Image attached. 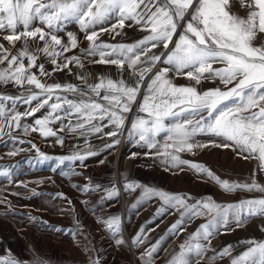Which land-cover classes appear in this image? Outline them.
<instances>
[{
    "label": "snow or ice",
    "instance_id": "snow-or-ice-1",
    "mask_svg": "<svg viewBox=\"0 0 264 264\" xmlns=\"http://www.w3.org/2000/svg\"><path fill=\"white\" fill-rule=\"evenodd\" d=\"M239 6L249 9L246 15L233 10L232 0H0V36L10 45L5 47L0 43V86L23 89L19 95L0 92V136L7 135L14 143L21 144L25 141L14 137L13 130L22 129L24 135L39 132L44 137L56 136L50 125L60 121L59 131L67 128L87 136L109 128L104 135L118 137L123 135L129 119L126 114L133 112L136 105L127 139L134 146L156 149L155 156L166 170L183 171L182 166H187L225 193L261 194L226 204L211 197L189 203L192 198L186 194L144 186L124 177L125 191L141 190L132 208L143 200L158 198L162 204L155 214L157 217L167 209L179 213V219L165 236H176L184 230L182 226L197 218L205 219L179 245L178 251L173 249L169 253L170 259L166 262L200 264L213 237L223 234V230H233L232 225L244 227L251 219L264 217V184L255 179V169L251 183L222 180L205 165L182 159L180 155L184 152L194 155V150L210 146L230 148L243 159L257 160L258 170L264 172V42L256 43L258 36L264 34V0H239ZM69 25H78L88 41L87 47L79 48L77 35L71 31L66 32L67 41L62 40L58 34ZM134 25L146 33L134 42L113 44L100 40L104 33L115 39L126 26ZM17 42L22 46L17 48ZM78 48L79 54L66 55ZM42 58L53 65L52 72L45 69L44 63H38ZM85 61L115 65L121 75L117 79L100 75L92 82L89 74H78L79 86L49 84L40 79L65 69L71 72L69 65L83 69ZM33 68L38 69L39 76ZM126 69L127 80L122 75ZM181 76L195 84L174 83ZM204 80H218L223 88L198 90L196 86ZM141 89L143 95L137 103ZM68 94L78 98H69ZM20 104L28 107L21 112ZM45 108L47 111L31 124L21 123L23 118L33 117ZM64 120L68 123L64 124ZM198 136L210 139L201 142L196 139ZM57 142L64 141L57 137ZM119 143L115 139L105 147L112 148ZM32 148L36 150L37 163L55 159L56 168L66 161L83 164L88 156L96 154L91 150L75 151L72 155L54 158L41 153L35 144ZM19 151L22 149H14L8 155L16 156ZM11 176L9 167H0V177L11 179ZM99 188L97 185L95 189L84 190ZM104 191L107 195L101 199L111 200L119 195L115 185ZM33 194L37 193L33 190ZM102 222L116 237V244L125 245L120 235V218L112 216ZM72 235L75 238L76 233ZM165 236L145 249L140 257L142 264H154V253L160 249ZM146 239L141 227L132 243L139 246ZM240 243L250 247L233 257L234 246L225 245L208 258L209 264L226 256L231 257L230 264H264V241ZM83 250L92 251L87 244ZM0 264L23 262L9 255L0 258ZM36 264L44 261L37 257ZM90 264H100V261L90 258Z\"/></svg>",
    "mask_w": 264,
    "mask_h": 264
},
{
    "label": "crops",
    "instance_id": "crops-1",
    "mask_svg": "<svg viewBox=\"0 0 264 264\" xmlns=\"http://www.w3.org/2000/svg\"><path fill=\"white\" fill-rule=\"evenodd\" d=\"M233 10L239 12L240 15H246L249 11L247 8H241L239 6V0H232ZM131 23V22H128ZM19 30V29H18ZM71 31L76 33L79 48H85L88 45V41L84 39V33L79 31L78 25H69L65 31L60 32L58 35L67 41L66 32ZM146 33L139 31V26L125 27L122 30L120 36H116L115 39L109 33L101 35L100 40L108 43H131ZM175 40V37H174ZM264 42V34L258 36L256 43ZM0 43H3L5 47H10L7 41L0 36ZM42 45V42H40ZM21 42H17L16 47H21ZM172 45H170V48ZM79 48L74 49L72 52L66 55L71 56L73 54H79ZM162 49H155L154 51H161ZM38 63H44V67L48 72H52L53 65L46 59L42 58ZM221 65H214V67H220ZM159 67V65H158ZM71 72L68 69L64 71L54 72L51 77H40L42 81L49 84L61 83V84H73L81 85V81L77 79L78 74L87 73L89 79L95 82L100 75H108L113 79L120 77V72L115 65H100L90 64L85 61V67L80 69L75 65H69ZM39 76L38 69L33 68ZM155 72V69L153 70ZM123 78H129V72L127 69L123 72ZM171 75V73H170ZM146 83V82H145ZM174 83L177 85H194V81L188 80L186 77H176ZM198 90H207L214 87L223 88V85L219 81L204 80L200 85L196 86ZM231 87V85L229 86ZM23 89L9 86H0V92H6L11 95H19ZM69 98L75 99L78 97L68 94ZM143 89H141V96L138 97L137 103L142 98ZM35 103V102H34ZM27 105H18V110L23 112ZM47 108L41 109L33 117H25L22 119V124H31L36 118H40ZM136 114V105H133V112L126 114L129 119L126 121L125 129L122 137H107L104 133L108 132L109 128H104L102 132L89 134L82 136L79 131L72 132L65 128L64 131H59L60 121L51 124L50 127L56 131V136L44 137L39 132H31L28 135H24L22 129L13 130L12 135L19 140H24L25 143H14L12 139L3 135L0 136V167H5V163H11L12 177H13V189L14 192L19 193V200L23 203H14L16 207H24L25 210L30 211L32 207L37 209L46 208V203H43V199H37L36 203L26 201L22 194L30 193L32 190L37 189L45 191L51 184V177L53 176V161H47L44 163L35 162L37 159L36 150L32 148V144H35L39 151L50 157H64L72 155L75 151L87 152L89 150L95 152V155L88 156L81 164L80 161L68 162L60 166L59 173L56 175L60 178L59 190L63 196L60 195L59 208L64 212L62 219L66 218V224L68 220V208L69 199L76 202L77 208H83V204L86 200L85 193H91V200L88 201L98 208L101 213V208H105L111 203H125V215L124 224L125 230L121 222V236L126 242L125 245H117L116 237L108 230L106 224L102 221L107 220L112 216L98 215L93 217L91 223H93V229H98L99 232L93 230L92 233L77 230L75 238L72 232L62 231L60 237L55 238V242L50 247H42L37 249V253L34 254L33 248L27 245L24 256H28L29 259H33V255H37L39 258L43 257L45 264H90V258L98 259L100 264H142L141 254L146 248L155 244L162 236H165L170 226L179 219V213L174 209H167L162 216L157 217L155 214L157 209L161 207L162 202L158 198L150 200H143L136 208H132V205L136 203L137 199L141 196V190L135 191L124 190V177H127L128 181H135L144 186L158 188L171 193L186 194L190 196L188 202L193 203L195 200L211 197L218 203L226 204L236 202L243 198H252L259 196V193H225L215 183L209 181L203 174H195L187 166H182L183 171L179 169H168L159 162V159L155 156L156 149H148L146 146L141 147L139 145L134 146L131 141L127 139L128 129L131 125V119ZM143 115V114H140ZM75 123V119L72 121ZM64 124L68 121L64 120ZM107 123V121H104ZM126 130V131H125ZM7 131V129L5 130ZM57 137L63 139V144L57 142ZM119 139L120 143L112 148H106L105 145L112 142V140ZM159 139V138H158ZM197 140L201 142H207L210 137L198 136ZM30 141V143L28 142ZM122 144V145H121ZM124 145V146H123ZM14 149H22L16 156H9L8 153ZM195 154L187 152L181 153V158L192 161L194 163H200L208 167L215 175L222 180L248 182L251 183L253 170H256L255 179L264 184V172L258 170V161L254 159H243L237 156L230 148H217L208 147L204 149L194 150ZM133 153H138L135 157ZM31 161V163H29ZM48 164V165H47ZM41 166L36 169V166ZM115 167V175L114 168ZM56 172V171H55ZM62 172H67L69 175H63ZM76 173V174H73ZM3 177H0L2 181ZM119 182V186H118ZM24 185H27L25 187ZM99 185L100 188L95 191H85L84 189H95ZM115 185L119 189V195L111 200L101 199L107 195L104 191L106 188H111ZM72 222L79 224L85 223L84 216L78 215L72 218ZM204 218H197L191 223L182 226L184 228L176 236H165V239L161 242V247L157 253H154V264H166L167 259H170L169 253L175 249L179 250V245L183 243L190 234L194 233L200 224L205 223ZM96 224V225H95ZM141 227L145 230L147 239L139 246L132 243L133 238L139 233ZM233 230H223V234L216 235L211 239L209 251L206 252L204 259L200 264H209L208 258L215 253L221 251L225 245H233L232 256H238L250 247L247 244H241V241L256 240L264 241V231L261 228L264 227V217H256L251 219L244 227L231 226ZM102 229V230H101ZM57 236V235H56ZM207 244V242H204ZM92 249L90 252L83 250L84 245ZM42 245V243H41ZM167 250V251H165ZM134 256V257H133ZM231 257H224L217 259L214 264H230ZM30 261V260H29Z\"/></svg>",
    "mask_w": 264,
    "mask_h": 264
},
{
    "label": "rangeland",
    "instance_id": "rangeland-1",
    "mask_svg": "<svg viewBox=\"0 0 264 264\" xmlns=\"http://www.w3.org/2000/svg\"><path fill=\"white\" fill-rule=\"evenodd\" d=\"M4 166L9 167L12 170L13 165L11 163H5ZM40 167L41 166L37 165L36 169ZM52 168L55 170H53V176L50 179L51 184L48 186V189L45 191L34 189V191L37 193L36 195L33 194V190L30 193H26L25 195L22 194L26 201L33 203H36L37 199L42 198V202L46 203L45 210L32 207V209L28 211L25 210L24 207H18V205L15 207L14 203L23 202L19 200L20 194L14 192L13 177L11 176V179L5 177L1 179L0 258L10 255L22 261L23 264H36L38 257L37 255H33V259H29L28 256L23 255L27 245H30L33 248L34 254H36L37 249H42V247H50L52 243L56 241L55 238L60 237L59 234L62 231L66 232L70 229L71 232H76L77 230H82L89 233H92L93 230L99 232L98 225L95 224L97 229H93V223H91L93 217H96L99 214L102 216L117 215L120 218L122 226L125 230V203H107L105 208H101L100 213L98 208L94 207L92 203L88 202L92 199L91 193H85L86 200L83 204V208H77L75 204L76 202H72L70 196L69 200L71 203L68 208L69 223H65L66 218L61 220V217L64 216V212L62 213V209L58 207L61 192L59 190L60 178L56 175L59 173L60 167L56 168V161H53ZM113 169L115 175V167ZM78 212L79 216H84L85 223L78 225L77 223L72 222V218L76 217ZM32 217L35 219H32ZM57 229H59V231H57ZM40 259L44 261L43 257Z\"/></svg>",
    "mask_w": 264,
    "mask_h": 264
},
{
    "label": "bare ground",
    "instance_id": "bare-ground-1",
    "mask_svg": "<svg viewBox=\"0 0 264 264\" xmlns=\"http://www.w3.org/2000/svg\"><path fill=\"white\" fill-rule=\"evenodd\" d=\"M134 257V256H133Z\"/></svg>",
    "mask_w": 264,
    "mask_h": 264
}]
</instances>
